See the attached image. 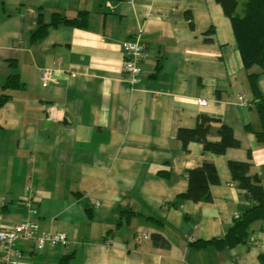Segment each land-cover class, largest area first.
<instances>
[{"label":"crops","instance_id":"obj_1","mask_svg":"<svg viewBox=\"0 0 264 264\" xmlns=\"http://www.w3.org/2000/svg\"><path fill=\"white\" fill-rule=\"evenodd\" d=\"M56 15L82 26L54 25ZM40 26L46 31L33 35ZM136 39L146 57L140 84L129 87L123 45ZM12 75L24 85L4 91ZM260 77L252 90L214 0H0V97L8 96L0 104V229L30 220L39 234L66 236L43 252L19 239L20 264H263L264 220L233 249L197 246L224 237L251 205L230 161L251 164L264 188V144L254 136ZM203 116L229 126L240 146L221 155L199 143L184 149L178 130ZM220 123H211L210 142L219 141ZM203 161L219 176L212 201L178 198Z\"/></svg>","mask_w":264,"mask_h":264},{"label":"trees","instance_id":"obj_2","mask_svg":"<svg viewBox=\"0 0 264 264\" xmlns=\"http://www.w3.org/2000/svg\"><path fill=\"white\" fill-rule=\"evenodd\" d=\"M214 1L221 6L224 15L230 20L242 65L248 72L250 87L252 90H256V80L259 75L264 74V0ZM79 16L82 17L83 14L80 13ZM58 22H63L70 26H82L83 19L82 23H80L77 18L66 19L56 15L53 17L52 24L55 25ZM46 27L40 26L32 34L38 35L44 33ZM256 67H259L261 72L254 71ZM23 85L17 75H12L8 77L4 91L19 90ZM7 99V95L0 97V104H3ZM256 111L261 122V130L254 132V136L258 142L264 144L263 100L257 104ZM212 122L220 123L216 118L203 116L199 118L194 129L180 128L177 132V139L181 142L182 147L186 149L190 143H199L202 144L205 151L221 155L227 148H238L240 146V141L235 137L233 130L221 123L217 130L219 141L210 142L208 140V133ZM228 168L232 181L243 192L244 198L251 205L240 216L234 219L231 228L224 237L214 238L202 243L198 242V247L211 245L217 249H233L235 246L247 242L251 223L264 220V188L261 185L259 176L253 172L251 164L230 161ZM187 178V189L178 198L190 200L194 203H210L212 196L209 187L219 182V176L214 165L203 161L201 166L189 171ZM152 240L155 245L165 247L160 236L152 235Z\"/></svg>","mask_w":264,"mask_h":264},{"label":"built area","instance_id":"obj_3","mask_svg":"<svg viewBox=\"0 0 264 264\" xmlns=\"http://www.w3.org/2000/svg\"><path fill=\"white\" fill-rule=\"evenodd\" d=\"M127 1L134 3L138 0ZM123 48L126 59L122 67V81L129 87H133L141 82L139 65L146 57L145 46L139 39H136L135 41L124 43ZM41 79L45 84L52 82L49 71H44ZM237 100L243 105L248 103L245 95H238ZM198 104L205 106L206 101H199ZM35 211L32 208V212ZM21 238L34 239L35 245L40 252L45 251L48 247L66 244L64 232L49 231L39 234L37 226L33 222L24 220L0 229V264L21 263V252L15 247V243Z\"/></svg>","mask_w":264,"mask_h":264},{"label":"rangeland","instance_id":"obj_4","mask_svg":"<svg viewBox=\"0 0 264 264\" xmlns=\"http://www.w3.org/2000/svg\"><path fill=\"white\" fill-rule=\"evenodd\" d=\"M254 71L261 72V69L259 67H256V69H254ZM259 76H261L260 79H263L264 80V74H261Z\"/></svg>","mask_w":264,"mask_h":264}]
</instances>
